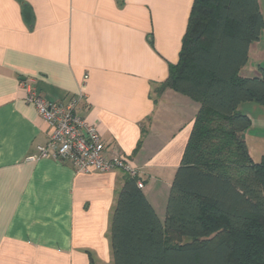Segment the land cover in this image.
Listing matches in <instances>:
<instances>
[{
  "label": "crops",
  "instance_id": "obj_1",
  "mask_svg": "<svg viewBox=\"0 0 264 264\" xmlns=\"http://www.w3.org/2000/svg\"><path fill=\"white\" fill-rule=\"evenodd\" d=\"M257 2L264 19V0ZM192 3L0 0V264H113L110 221L126 176L31 159L52 130L24 101V80L47 101L66 104L82 94L77 110L96 127L104 155L137 171L164 221L199 105L155 88L178 61ZM259 66L264 30L239 76L256 77ZM238 112L264 120L254 102Z\"/></svg>",
  "mask_w": 264,
  "mask_h": 264
},
{
  "label": "trees",
  "instance_id": "obj_2",
  "mask_svg": "<svg viewBox=\"0 0 264 264\" xmlns=\"http://www.w3.org/2000/svg\"><path fill=\"white\" fill-rule=\"evenodd\" d=\"M264 19L257 0H193L178 61L155 93L199 105L159 220L125 176L111 216L113 264H264V156L253 162L240 104L264 107V67L239 76Z\"/></svg>",
  "mask_w": 264,
  "mask_h": 264
},
{
  "label": "built area",
  "instance_id": "obj_3",
  "mask_svg": "<svg viewBox=\"0 0 264 264\" xmlns=\"http://www.w3.org/2000/svg\"><path fill=\"white\" fill-rule=\"evenodd\" d=\"M20 86L26 93L24 101L35 107L52 130L47 143L37 146L38 154L31 156V159H52L71 166L76 173L81 174L120 170L130 177H136L137 171L126 161L104 155V145L96 127L88 124L77 110L82 94L64 104L45 100L34 88L32 80L21 81ZM137 187H143L139 181Z\"/></svg>",
  "mask_w": 264,
  "mask_h": 264
},
{
  "label": "rangeland",
  "instance_id": "obj_4",
  "mask_svg": "<svg viewBox=\"0 0 264 264\" xmlns=\"http://www.w3.org/2000/svg\"><path fill=\"white\" fill-rule=\"evenodd\" d=\"M259 118H252L249 127L242 133L247 153L255 163L260 162L264 156V120L262 122Z\"/></svg>",
  "mask_w": 264,
  "mask_h": 264
}]
</instances>
